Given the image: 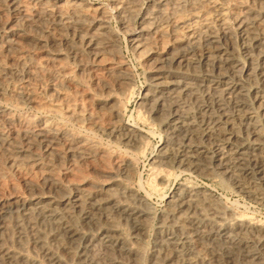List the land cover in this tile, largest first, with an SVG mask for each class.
<instances>
[{
  "label": "bare ground",
  "instance_id": "1",
  "mask_svg": "<svg viewBox=\"0 0 264 264\" xmlns=\"http://www.w3.org/2000/svg\"><path fill=\"white\" fill-rule=\"evenodd\" d=\"M174 173L264 206V0H0V264H264V222Z\"/></svg>",
  "mask_w": 264,
  "mask_h": 264
},
{
  "label": "rangeland",
  "instance_id": "2",
  "mask_svg": "<svg viewBox=\"0 0 264 264\" xmlns=\"http://www.w3.org/2000/svg\"><path fill=\"white\" fill-rule=\"evenodd\" d=\"M113 24H115V23H113ZM126 55L131 60L130 64H132V66L134 67L135 75L137 74L138 76L137 75L135 76L136 85H135V87L133 88V90H132V92L130 94L129 100L124 102V106L121 107V113L123 114L124 121H128L130 119V116L131 117L132 116H136V114H137L136 102H137V100L139 98L140 92L142 91V89L146 85V81L144 79V77H145L144 76V69L139 64V62L135 58H133L131 56V54L127 53ZM70 67L72 69V64L70 65ZM7 104H8L9 107H14L13 105L11 106V104H9V103H7ZM15 108H16V112L19 113V114H37V115L41 114L40 112H38V111H36L34 109L32 110L31 107H27V106H23V107H20V108L19 107H15ZM25 108H27V109L25 110ZM50 118L62 123L69 130H72V129L76 130L77 129L76 127H74L72 125L71 122H68L67 120H65L63 117H61L59 115H52V116H50ZM140 125H141V127L147 129L146 126H143V124H140ZM153 133H154L153 135H149V146H148L146 152L143 155H139V156L136 157L135 161H136V172L137 173H136V176H135V181L133 183L134 186H136V183H137L136 181H137V179H138V177L140 175H141L142 181L145 180V182H150L151 181L153 184L156 183V179L151 174L150 167L148 166L149 165V160L152 157L151 155L154 154V149L159 143V141H158L159 140L158 139L159 136L157 134L158 133L157 128H154ZM139 160H140V162H139ZM174 176H175V173L171 174V176L169 178V182H168L167 186L164 188V192L165 193L170 192L171 190H173L180 183L188 184V185H197V186H201V187L206 186V187H208L210 189L213 188L214 189V190L212 189L213 192L216 195L220 194L219 196L221 197V199L225 202V204L227 206L231 207L232 209L237 208L235 210H237L239 212H241V211L245 212L249 217L253 218L254 220H260V221L264 222V206L263 205L255 202V201L249 200V199H247L246 197H244L241 194H238V193H236L234 191H231L230 189H228L227 187L222 185L217 178H212V177L195 178V177H191V176H181V177L176 179ZM168 189H170V190H168ZM151 200H152L153 207H154L155 211H159L161 209V205H162L161 197L154 195ZM154 202L157 203V204H155ZM230 203H232L233 205H231ZM235 204H237L239 206H237ZM247 212H249V213H247Z\"/></svg>",
  "mask_w": 264,
  "mask_h": 264
}]
</instances>
